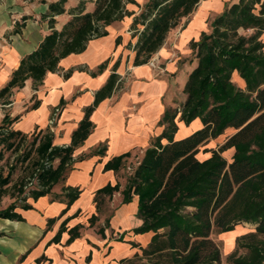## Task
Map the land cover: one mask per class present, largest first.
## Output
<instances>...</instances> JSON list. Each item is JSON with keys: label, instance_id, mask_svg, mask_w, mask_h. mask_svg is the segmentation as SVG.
<instances>
[{"label": "trees", "instance_id": "1", "mask_svg": "<svg viewBox=\"0 0 264 264\" xmlns=\"http://www.w3.org/2000/svg\"><path fill=\"white\" fill-rule=\"evenodd\" d=\"M129 1L134 2L95 0L93 10L86 11L84 0H79L69 9L71 16L59 29L54 26V15L65 11L66 0L49 1L41 18L47 19L50 31L36 48L21 57L0 88V97L7 95L12 87L22 86L27 77L32 78L35 86L47 71L58 69L61 57L82 51L90 38L106 34L107 24L131 14L126 8ZM198 1L146 0L130 24L132 35L137 36L133 44V63L148 61L167 32L182 17L188 16ZM27 17L23 15L15 22L14 32L20 30ZM209 27L202 30L197 39L189 41L191 58H195L196 63L183 84V101L163 109L157 120L162 130L145 147L125 184L120 187L119 182H108L95 192L97 208L102 194L111 195L119 190L122 202H129L136 195L135 215L141 222L132 227V231L152 233L144 245L130 240L131 245L140 250L131 255L152 259L149 264H221L219 245L211 233L232 231L240 222H249L255 227L236 237L235 249L226 255V260L232 264H264V40L260 37L264 30V0L227 1L211 18ZM115 40H120L119 35ZM106 63L107 59L98 63L91 74L102 71ZM234 70L244 80V86L233 80ZM117 79L118 74L112 71L106 82L96 89L68 144H54L49 126L45 130L38 129L34 135V140H38L37 159L33 161L32 172L35 185L20 203L14 199L0 207V216L22 218L16 207H31L28 197L36 199L50 192L54 183L64 179L74 160L75 147L94 126L90 119L92 110L110 95ZM37 105L38 100H34L30 107ZM196 117L201 122L198 128L182 137H174L178 120L188 124ZM16 118L17 115L10 117L5 112L0 121V142L6 148L14 145L8 138L25 134L11 127ZM228 127L235 130L218 147L207 148L210 154L205 158L196 156L200 145ZM231 146L234 150L227 160L222 151ZM104 149L105 144H99L77 158L102 154ZM129 154L127 151L112 156L103 168L119 169ZM9 176V171L4 175L0 173V196ZM61 190L52 197L62 194L67 204L80 192L78 187L70 185H63ZM99 231L103 233V228ZM78 235V226H73L68 240ZM118 239L121 240L122 235ZM239 247L246 250L237 253ZM129 260L126 256L112 264Z\"/></svg>", "mask_w": 264, "mask_h": 264}, {"label": "crops", "instance_id": "2", "mask_svg": "<svg viewBox=\"0 0 264 264\" xmlns=\"http://www.w3.org/2000/svg\"><path fill=\"white\" fill-rule=\"evenodd\" d=\"M49 1L53 0H0V88L10 78L21 57L36 48L50 31L47 19L41 18V14L48 9ZM78 1L66 0L65 11L54 15L55 28L59 29L71 16L69 9ZM227 1L235 0H199L186 19L191 16L197 23L199 20L200 24L199 18H212ZM145 2H127L134 3L132 7L126 3L131 14L107 24L108 32L90 38L82 51L70 52L61 57L58 69L47 71L40 83L34 86L32 78L27 77L22 86H14L7 95L0 97V121L4 115L2 106H7L6 112L10 117L17 115L11 127L24 132L35 127L48 128V119L54 107H59L56 120L49 128L53 132L54 144H68L73 129L83 116L84 107L92 102L96 89L106 82L112 71L118 74L110 95L101 99L92 110L90 119L94 126L75 147L74 160L64 179L54 183L50 192L36 199H28L31 207H16L22 218L0 216V264H110L139 250L138 246L131 245L130 240L139 245L149 240L151 231H132V227L141 222L135 215L136 195L129 202H122L119 190L111 195L102 194L99 196V208L94 200L96 189L106 183L119 182L120 187L125 184L124 166L117 170L104 169L105 161L127 151L130 154L135 150L143 153L151 139L162 130L157 120L163 109L183 101V84L187 73L196 63V59L191 56L179 69L178 86L182 96L175 105H170L171 90L175 86L171 78L173 76H156V68L147 61L133 63V44L137 36L132 35L130 24ZM94 6L95 0H84V10L91 11ZM23 15L29 17L24 20L20 30L14 32L15 22L20 21ZM201 31L191 34L189 41L197 39ZM118 35L120 40L116 42ZM166 37L152 55L169 58L165 68L171 73L176 69V60L164 48ZM260 37L264 38V30ZM189 50L192 52L190 47ZM105 59L107 63L102 71L91 74L90 71ZM68 70L70 72L65 76ZM126 73L128 76L123 80ZM232 78L237 85L244 86V80L236 70ZM34 100H38V105L30 107ZM177 125L175 138L187 135L198 128L201 122L196 117L188 124L178 120ZM181 128L184 130L181 131ZM103 143L105 149L102 154L77 158ZM227 149L232 155L233 146ZM63 185L80 189L70 204L66 203L62 194L52 197L54 193L62 191ZM107 209L110 211L106 212ZM92 215H96L95 218H91ZM76 225L79 235L68 240L69 229ZM99 228H103V233ZM120 235L121 240L118 239Z\"/></svg>", "mask_w": 264, "mask_h": 264}, {"label": "rangeland", "instance_id": "3", "mask_svg": "<svg viewBox=\"0 0 264 264\" xmlns=\"http://www.w3.org/2000/svg\"><path fill=\"white\" fill-rule=\"evenodd\" d=\"M129 6H134V3H127ZM216 14V13H215ZM214 14V15H215ZM213 15V16H214ZM212 16V17H213ZM182 17L179 23L173 27L167 34L166 41L164 43V48L170 52L169 55L173 60H176V69L174 72H169L165 68V64L169 58L166 56L159 57L158 55H152L147 61L148 64L152 67L156 68V76H165L169 77L172 75L173 77V85L172 88V104L175 105L179 99L181 98V91L179 90V79L180 74L179 69L182 68L183 63L187 62L189 57L192 56V52L189 50V36L191 34H197V30H209V23L211 20V16H207L205 19H200L198 23L194 19L190 18L186 19ZM186 19V20H185ZM185 20V21H184ZM187 21V22H186ZM197 23V24H195ZM203 27V28H202ZM202 28V29H201ZM264 39V38H262ZM264 49V48H263ZM168 72V73H167ZM177 74V75H176ZM128 76L126 73L123 77ZM167 80V79H166ZM168 81V80H167ZM171 82V81H170ZM124 84V82L122 83ZM160 86V85H159ZM157 89V87H156ZM1 108V106H0ZM3 112L5 113L7 110V106H2ZM39 128L35 127L33 130L29 132H25L24 135L18 134L11 138H8L9 141H13L14 145L12 147L6 148L5 145L0 142V173L3 175L8 171L10 172L9 182L3 185L2 193L0 196V207L7 205L12 200H16L20 203V199L28 194V190L30 187L35 185V178L32 175L33 172V161L37 159V154L35 147L37 145L38 140H34V135L38 131ZM46 128H43L45 130ZM184 129L181 128V131ZM233 127L226 128L221 134L214 138H210L206 143L199 146V150L196 153V156L200 159L205 158L210 154L207 148L218 147L224 139L234 132ZM34 131V132H33ZM229 149H225L222 151V155L230 160L231 155L229 154ZM142 155V151L135 150L132 152L128 158L125 159L123 171L126 175L132 171L133 167L136 165L137 161L140 159ZM20 187L22 190H20ZM31 197H28L30 199ZM110 210H106L109 212ZM255 227L254 224L249 222H240L237 223L232 231L229 232H213L211 233L212 238L218 243L220 253H221V264H232L226 260V255L235 249V239L236 237L244 232L253 230ZM246 249L244 247H239L237 249V253L244 252ZM140 252V250H138ZM129 261H124L123 264H149L152 262V259L144 256H133L130 255ZM118 262H112L116 263ZM110 263V264H112Z\"/></svg>", "mask_w": 264, "mask_h": 264}, {"label": "built area", "instance_id": "4", "mask_svg": "<svg viewBox=\"0 0 264 264\" xmlns=\"http://www.w3.org/2000/svg\"><path fill=\"white\" fill-rule=\"evenodd\" d=\"M58 111H59V107H54V109H53V111H52V113H51V115H50V117H49V119H48V123H49V125L51 126H53V124H54V122H55V120H56V117H57V114H58ZM49 126V127H50Z\"/></svg>", "mask_w": 264, "mask_h": 264}]
</instances>
